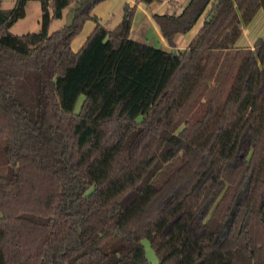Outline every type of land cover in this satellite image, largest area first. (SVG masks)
Segmentation results:
<instances>
[{"label": "trees", "instance_id": "1", "mask_svg": "<svg viewBox=\"0 0 264 264\" xmlns=\"http://www.w3.org/2000/svg\"><path fill=\"white\" fill-rule=\"evenodd\" d=\"M39 1L37 32L0 7V264H150L145 238L157 264H264V37L237 45L264 0L154 14L170 46L204 15L175 51L130 36L160 0L111 29L105 0Z\"/></svg>", "mask_w": 264, "mask_h": 264}, {"label": "crops", "instance_id": "2", "mask_svg": "<svg viewBox=\"0 0 264 264\" xmlns=\"http://www.w3.org/2000/svg\"><path fill=\"white\" fill-rule=\"evenodd\" d=\"M135 1L136 0H105L99 3L94 8V12L99 16L100 22L103 23L106 27L111 29L114 28L122 19L124 12L123 9L124 5L127 2L134 4ZM189 1L190 0H160V1H154L152 3H145L143 1L137 2V10L131 28L130 36L132 37L133 31H135L134 28L136 26H139L142 23V21L146 20L149 23V27L145 30L144 35L142 36L144 42L153 44L155 46L170 51H173L171 47H174L175 50H184L188 46L190 41L193 39L195 34L198 32L200 27L202 26L204 21V15L197 21V23L189 31H187L186 33L177 34L175 37L176 45L170 46L167 39L162 34L160 25L158 24L157 20L154 18V14L179 13L182 11V9L186 6V4ZM139 12L142 13V17H139L138 14ZM259 12L260 9L257 11V13ZM252 20L249 23L243 25L240 37L237 40V45L252 47L256 39H258L259 37H263L259 35L257 30L254 33L250 31V35L247 34L248 32L246 33V31H249V28L253 26ZM262 23L264 26L263 20ZM107 24L109 26H107ZM94 26H95V22L92 20H88L85 23L81 33L78 34L73 40L72 45L75 50L79 49L82 46V44L85 42L87 36L90 34Z\"/></svg>", "mask_w": 264, "mask_h": 264}, {"label": "rangeland", "instance_id": "3", "mask_svg": "<svg viewBox=\"0 0 264 264\" xmlns=\"http://www.w3.org/2000/svg\"><path fill=\"white\" fill-rule=\"evenodd\" d=\"M16 4H17V0H0V7L2 8H12ZM75 6H76V3H71L67 7H65L63 10L62 17L55 18L51 22L49 30L53 31V30L61 28L65 24L70 23L72 20L73 11H74ZM138 14H139V17H142L141 12H139ZM41 18H42V8H41L40 1L39 0H28L26 4L25 16L15 21L10 27V30L16 34H22V33H27V32H37L41 29V26H42ZM262 20L264 21V12L262 9H260V12L256 13L255 17L252 20L253 26L249 28V31H246V33L248 32L247 34L250 35V31L254 33L257 30L259 35L264 37V26H263ZM107 26L109 25L107 24ZM148 27H149L148 21L146 20L142 21V23L139 26H136L134 28L135 31H133L132 37L134 39L143 41L144 39L142 38V36L144 35V32ZM171 48L175 50L174 47H171ZM83 98H84V95L82 94L77 101L76 108H79ZM6 168H7V163H6V157H5V138L0 134V172L1 173L5 172ZM143 243L145 245L146 254L150 261V264H157V262L159 261V257L156 251L154 250V248L152 247L150 240L145 238L143 240ZM91 259L92 258H89V263L93 264V261H95V259L94 258L92 260Z\"/></svg>", "mask_w": 264, "mask_h": 264}]
</instances>
